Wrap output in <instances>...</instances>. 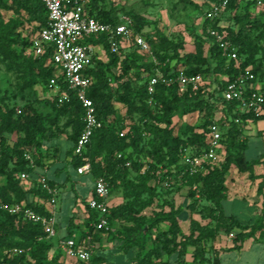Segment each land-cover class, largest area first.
<instances>
[{"label":"trees","instance_id":"obj_1","mask_svg":"<svg viewBox=\"0 0 264 264\" xmlns=\"http://www.w3.org/2000/svg\"><path fill=\"white\" fill-rule=\"evenodd\" d=\"M217 1L205 0V5L210 8ZM256 9L260 8L253 0H235L222 19L229 25V38L238 48L239 57L246 54L241 69L250 68L257 78H263L264 46L259 42L264 38V23L255 20L253 11ZM89 13L112 25L121 23V15L130 17L136 34L144 36L149 43L150 53L142 52L135 45L127 51L114 53L106 35L88 39L91 44H103L105 49V57L96 58L86 71L93 81L89 98L94 102L103 126L94 133L81 157L75 154V149L84 127V111L73 93L70 92L71 99L63 106H58L54 100L49 114L39 112L33 103L23 106L22 114H18L17 108L9 103L0 88V177L5 179L0 186V200L8 204L24 203L45 213L34 198L47 200L48 195L39 185L28 187L20 179L24 172L32 179L39 174L30 167L24 154L32 152L37 166L41 167L42 158L51 160L57 157L61 136L68 135L69 149L65 158L69 166L78 174L79 167L90 163L93 179L105 177L112 194L121 193L123 202L110 210L109 231L97 232L94 224L98 213L90 209L88 198L77 197L87 214V232L79 235L76 216H72L61 239L72 238L78 247H90L84 244L97 243L103 236H110L115 248L123 254L117 264H125L127 260L132 264H156L155 259L158 264H188V255L191 264H211L206 245L219 230H224L229 237L233 234L229 251L242 250L251 239L256 242L258 235H264V176L256 175L255 167L264 161L263 158L248 157L249 142L242 136L244 126L249 121H263L264 114L255 117L235 112L234 103L222 102L217 97L227 82L239 73L235 63L227 62L207 33L222 20L204 21L201 32H193L195 42L190 49L184 42L172 44L157 26L153 33H147V29L156 23L152 24L138 5H108L107 0H90ZM7 14L11 16L7 18ZM48 22L43 0H0V61L9 73L16 75L21 93L32 91L35 95L39 87L48 90L49 81L56 74V68L51 64L52 47L41 57L30 53L32 38ZM26 25L32 26L36 34H25ZM154 59L166 64L161 70L167 77H175L177 71L184 68L188 75L206 77L211 73L217 84L213 87V80L198 90L187 88L183 92L177 83L172 86L159 84L155 94L156 106L152 108L148 104L147 78L158 69ZM59 82L63 83L61 77ZM63 90H67L64 85ZM195 112L203 115L202 122L186 124L176 135L174 119ZM220 112L224 117L218 119ZM63 119L66 122L60 124ZM236 119L241 123H236ZM214 122L222 127L228 125L222 140L223 160L209 165L205 174L186 177L183 185L164 190L162 186L168 178H175L183 169L180 165L181 147H207L209 126ZM122 132L125 134L123 138L120 137ZM118 154H123V158L119 159ZM128 162L130 167L126 166ZM232 169L240 175H247L251 182L261 179L257 193L262 198V206L253 223L242 222L224 210ZM48 183L53 188L66 186V182L59 184L52 179H48ZM194 186L198 188L199 197ZM183 191L186 196L182 200L188 202L187 206L182 200L175 202L174 196ZM199 204L203 208L197 210ZM185 211L192 212L187 219L188 232L182 228L181 217ZM195 215L208 223L202 224L194 218ZM211 223H215V227ZM115 225H119L117 230ZM153 231H156L154 247L148 250ZM90 235L92 238L88 240ZM44 237L40 225L23 222L17 216L0 211V264H53L49 257L56 249L65 256L59 247L60 239L41 240ZM15 248L24 252L12 256L6 254ZM163 254L166 260H163ZM100 261L93 255L92 264ZM105 261L113 263L111 259ZM214 264H221L220 258Z\"/></svg>","mask_w":264,"mask_h":264},{"label":"built area","instance_id":"obj_2","mask_svg":"<svg viewBox=\"0 0 264 264\" xmlns=\"http://www.w3.org/2000/svg\"><path fill=\"white\" fill-rule=\"evenodd\" d=\"M235 0H219L211 4L209 10L203 17V22L209 20L218 23L216 28H209L208 35L222 52V56L227 62H234L239 69L238 75L229 80L217 97L222 102L234 103L235 112L253 115L255 117L264 114V88L258 83L257 76L250 68L241 69L242 60L238 54V48L234 47L227 31L228 23L222 19L228 10L229 5ZM257 8L264 6V0H253ZM49 15L48 25L42 28L31 42L30 53L35 57L43 56L47 49L52 47L54 52L51 64L56 68V74L50 79L48 90L54 94V100L58 106H63L71 99V93L75 95L81 104L83 115V131L80 134L75 154L83 156L94 133L103 126L96 112L94 102L89 98V90L92 86V78L86 71L93 65L96 58L105 57L103 44H91L88 39L106 35L108 44L114 53L120 50H129L132 45L138 47L142 52L150 53V45L145 37L136 34L133 20L130 17L121 15V23L112 25L102 22L89 13L90 0H43ZM158 69L156 73L147 78V92L149 95L148 104L154 108L156 106L155 94L159 84L172 86L179 84L181 91L187 88L198 90L204 83L202 75H188L184 68L177 71L176 76L167 77L161 70L166 64H161L154 59ZM171 69L170 74L173 73ZM169 74V75H170ZM62 78V84L59 78ZM63 85L67 90H63ZM18 114H22L21 108L17 109ZM224 117L219 113L218 119ZM236 123H241L236 119ZM214 122L209 126V141L205 148L195 149L190 146H183L180 149V165L183 169L175 177L168 178L166 186L174 185L176 181L179 185L186 182V177H193L205 174L209 165L217 164L224 158V146L222 143L225 129ZM124 132L120 137H124ZM33 170H38V166L33 155L28 151L24 154ZM118 158H123V154H118ZM127 167L131 163L126 164ZM78 175L91 174V165L86 163L77 170ZM20 179L29 187L39 185L48 195V199L34 198L35 203L45 209V213L36 211L24 203L8 204L0 200V211L17 216L23 222L40 225L43 228L45 237L41 240H52L58 236V205L60 201V191L49 185L46 177L40 176L32 179L27 172L20 174ZM199 197L197 186L193 187ZM112 189L109 181L105 177L96 179L95 186L88 202L91 210L98 213V220L94 224L95 231H109V215L112 205ZM92 236L88 237L91 240ZM233 234L230 235V239ZM59 247L67 258L75 259L79 264H92L93 251L91 247H78L74 239H61ZM20 249L6 251L9 256L23 253Z\"/></svg>","mask_w":264,"mask_h":264},{"label":"rangeland","instance_id":"obj_3","mask_svg":"<svg viewBox=\"0 0 264 264\" xmlns=\"http://www.w3.org/2000/svg\"><path fill=\"white\" fill-rule=\"evenodd\" d=\"M108 5L114 4L118 6H131L138 5L144 13V16L152 23L156 25L150 26L147 29V33H153L155 26H157L161 32L166 36L168 41L172 44H178L184 42L187 45H193L195 37L192 35L193 32L200 33V28L203 25V17L209 10L208 6L205 5V0H107ZM255 20H260L264 23V7L253 11ZM7 18L11 14L6 15ZM25 34H36V31L32 26H25ZM261 32L258 31V33ZM255 41L256 36H254ZM264 46V38L259 42ZM246 54L241 55L240 59L245 60ZM264 66V61H263ZM264 74V69H263ZM204 83H212L215 80L213 87L216 86V79L213 74H208L204 77ZM258 83L264 88V77L258 78ZM0 88L2 93L5 94L9 103L15 108H22L28 103H33L39 112L43 114H49L52 112L51 103L54 101V94L49 90H43L38 88L37 94L34 95L32 91H26L21 93L19 91L16 75L9 73L6 70L5 65L0 61ZM120 108V107H119ZM120 111H122L120 109ZM54 114V113H53ZM202 114L195 112L191 115L184 117L177 116L174 119V132L176 135L182 131V128L186 124L197 125L202 122ZM66 119L61 120L60 124H64ZM61 147L57 153V157L52 158L60 159L65 157L66 151L69 149L68 135L61 136ZM245 140V139H243ZM263 139L253 138L250 140L249 145L253 147L255 151H262ZM61 169L60 175H56V171ZM50 176L57 183L66 182V187H61V191L64 192L60 197L59 206L62 208V212L59 216L58 227L62 233H66L67 227L70 223L72 216H79L75 218V224L80 227L79 235L87 232L85 225L86 211L82 204L77 207V197L85 198L89 195V191L93 187V177L90 174L80 176L76 173L73 167L66 165L65 163L54 164L51 167ZM5 183V179L0 177V186ZM178 184L166 186L163 184L164 190H169L173 186L176 187ZM181 186V185H180ZM235 186V185H234ZM236 194L241 198H229L224 201V210L227 215H233L238 220L246 223H253L262 206V198L257 193V187L251 183L250 180H241L237 185ZM230 191L234 192L232 182L228 183L227 197ZM186 191L181 194L174 196L175 202H181L182 198L186 196ZM115 195L121 193L115 192ZM244 198V199H242ZM202 204H199L197 210L202 209ZM191 215L192 212H189ZM194 218L201 220L199 215H195ZM182 228L185 232H188V222L182 218ZM208 222H202L207 224ZM212 227H215V223H211ZM119 228V225H115V230ZM166 228V227H163ZM152 239L149 240L148 250L154 247L153 238L156 236V231H153ZM257 241L251 239L246 242L242 250H231L229 247L232 246V240L225 233L224 230L217 231V235L213 240L207 243L208 257L211 260V264H214L216 259L220 258L221 264H264V235H258ZM56 243V242H55ZM84 246H90L94 256H98L101 261L98 264H108L105 260H110L112 264L119 262V257L123 254L115 248L114 240L110 236H103L100 242L97 243H85ZM50 260L53 264H79L75 259H69L66 256L61 255L59 251L53 250L50 253ZM110 258V259H109ZM126 258V257H124ZM167 257L163 254V260ZM188 264H191V257H187ZM158 264V260L154 261ZM125 264H132L125 261Z\"/></svg>","mask_w":264,"mask_h":264},{"label":"crops","instance_id":"obj_4","mask_svg":"<svg viewBox=\"0 0 264 264\" xmlns=\"http://www.w3.org/2000/svg\"><path fill=\"white\" fill-rule=\"evenodd\" d=\"M188 47L190 49L193 48L192 45H189ZM242 137H243V139L247 140L249 143H250V140L253 139V138H262L263 139V143H262L263 149H262V151H260V150L259 151H255V150H253L254 148L249 145V149L247 151V155H248V157L250 159L263 158V161H264V120L256 122V123H253V122L249 121L244 126V133H243ZM30 153L33 155L32 152H30ZM42 160H43V165L41 167H38L39 174L34 179H38V177L43 176V175L46 177L47 180L48 179H52L51 176H50V172H51V167L54 164L62 163V161H63V163H65L66 165H69L68 160L65 157H64V159L63 158L54 159L53 161H51L49 158H47V159L46 158H44V159L42 158ZM61 172H62V170L58 169L56 171V175H60ZM255 174L258 175V176H264V163L255 167ZM247 179H248L247 175H240V174H238L236 169H232L231 172H230V175L228 177V183H229V181L232 182V185L234 187V192L230 191L227 199H229V198H231V199H233V198H241V197L238 196V194H236V191H237V188H238L237 185L241 182V180H247ZM52 180H54V179H52ZM260 182H261V179L257 180L256 182H251V183L255 184V186L257 187L256 190H258V185H259ZM66 185H67V183H66ZM94 186H95V180H93V187L89 191V195L86 197V198H88V200H90V198H91ZM55 188L59 189L60 197H61V195L64 194V192H62L61 189H60L61 187L57 186ZM242 199H244V198H242ZM79 200L80 199H77V202H76L77 203V207H79V205H80V201ZM122 202H123L122 194H119V195L113 194L112 197L110 198V204L112 206H117V205L121 204ZM182 202H183L184 206L188 205V202L185 201L184 199L182 200ZM58 209L59 210H58L57 222L59 221V216H60V213L62 212V208L59 205H58ZM78 217L79 216H76V218H78ZM86 217H87V214H86ZM182 217L185 220H187L188 217H189L188 211H185L183 213ZM57 229H58V236L55 239H57V240L60 239L61 240V238L65 235V233H62L60 231L59 227Z\"/></svg>","mask_w":264,"mask_h":264}]
</instances>
